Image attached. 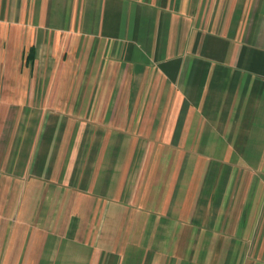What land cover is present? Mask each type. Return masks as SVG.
<instances>
[{
  "label": "crops",
  "instance_id": "1",
  "mask_svg": "<svg viewBox=\"0 0 264 264\" xmlns=\"http://www.w3.org/2000/svg\"><path fill=\"white\" fill-rule=\"evenodd\" d=\"M0 264H264V0H0Z\"/></svg>",
  "mask_w": 264,
  "mask_h": 264
},
{
  "label": "trees",
  "instance_id": "2",
  "mask_svg": "<svg viewBox=\"0 0 264 264\" xmlns=\"http://www.w3.org/2000/svg\"><path fill=\"white\" fill-rule=\"evenodd\" d=\"M30 53H31V52H30ZM30 53H29V54H30Z\"/></svg>",
  "mask_w": 264,
  "mask_h": 264
}]
</instances>
